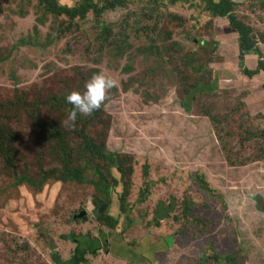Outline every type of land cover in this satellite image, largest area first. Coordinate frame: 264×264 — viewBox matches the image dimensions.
<instances>
[{
  "label": "rangeland",
  "instance_id": "rangeland-1",
  "mask_svg": "<svg viewBox=\"0 0 264 264\" xmlns=\"http://www.w3.org/2000/svg\"><path fill=\"white\" fill-rule=\"evenodd\" d=\"M58 1L0 0V264H56L52 251L74 264L81 235L69 218L92 213L93 198L108 201L113 229L164 220L196 264L214 249L231 264H264V114L245 111L251 90L234 92L242 74L231 63L214 68L236 87L194 93L215 76L212 42L223 38L207 0H69L88 5L80 12ZM237 8L264 61V0ZM96 73L116 86L70 128L64 97ZM84 133L111 160L87 154ZM66 166L85 181L54 179Z\"/></svg>",
  "mask_w": 264,
  "mask_h": 264
},
{
  "label": "crops",
  "instance_id": "crops-1",
  "mask_svg": "<svg viewBox=\"0 0 264 264\" xmlns=\"http://www.w3.org/2000/svg\"><path fill=\"white\" fill-rule=\"evenodd\" d=\"M240 4L234 5L232 14L236 19L241 22L243 25L252 26L246 16H237V12H240L237 8ZM207 18L212 19V13L207 10ZM211 29L214 28L213 34L222 35L223 38L218 44L216 53L213 52V59L210 62H214L212 71H214L215 76L212 78L219 82V85L222 82H229V80H236L235 78H226L225 76L229 71L223 70L221 67L215 69L217 65L226 64V60H232L233 58H239L237 64H234L235 71L237 74H244V68L248 59L252 60H262V49L259 42H255L254 46L257 48V51H244L242 49V39L239 32L232 27L229 23H226L221 26L213 25L210 21ZM218 40L219 36H216ZM211 38H209L210 40ZM215 39V38H214ZM249 54L252 55L249 57ZM260 58H259V57ZM246 59V62H244ZM244 60V61H243ZM256 68V67H255ZM263 66L260 64V69ZM258 73L257 75H259ZM221 75V76H220ZM256 75V74H255ZM220 76V80L217 78ZM258 79L262 82L264 81V76H258ZM222 88V87H221ZM243 88V87H242ZM244 89L251 90L253 93V102H251L250 108L253 113H263L264 114V87L258 86L255 80L250 79V81L244 84ZM225 89H218L215 92ZM236 88H234V92ZM244 92L241 91L240 94ZM234 95V94H233ZM241 98V97H240ZM245 111L248 112V106H245ZM98 206L91 205L90 208L93 212L84 210L88 216L87 221L84 222H70L69 227H77V230L80 232V237L85 238L81 244V251H84L83 259L84 262L79 264H196V256L191 255V250L188 248V251H182L181 247V238L174 232H169L167 228L158 227L156 224L148 225L147 228L142 221H133L130 225L126 226L124 229L117 227L116 229L107 228L96 221V210ZM92 215L95 218H90ZM113 217H117L112 215ZM164 220L159 221V226H162ZM120 226V221H119ZM187 229V228H186ZM81 230L86 232L81 233ZM91 231V233L89 232ZM103 231V232H102ZM139 231L142 233L139 234ZM70 235L76 234L75 232H70ZM191 234L186 233L185 239L189 242L193 241L190 236ZM66 239H71L67 237ZM76 248L78 247V240ZM58 240H54L53 248L54 250L57 246ZM24 245L28 246L31 249V245L25 241ZM75 248V250H76ZM74 250V251H75ZM53 252V251H52ZM50 252V256L60 258L56 264H68L69 260H64L60 255H57L55 252ZM210 253V251H209ZM213 256V254H215ZM74 254V252H73ZM211 256L206 257V262L204 264H231L235 260V257L228 252L219 251L214 249V252L210 253ZM224 255V256H223ZM73 256V255H72ZM239 258V257H238ZM242 258V257H241ZM53 261V260H52ZM236 264H239L238 262Z\"/></svg>",
  "mask_w": 264,
  "mask_h": 264
},
{
  "label": "trees",
  "instance_id": "trees-1",
  "mask_svg": "<svg viewBox=\"0 0 264 264\" xmlns=\"http://www.w3.org/2000/svg\"><path fill=\"white\" fill-rule=\"evenodd\" d=\"M58 1V0H57ZM61 2H66V4H61L58 1V4L61 6H66L69 9H72L73 11H83L85 10V8L88 6L87 4H83V5H78V4H74L73 2L69 1V0H60ZM236 1V2H235ZM243 2V0H207L206 1V8L207 10H209L212 13L213 18L211 19V23L213 25L216 26H221L224 25L226 23H229L232 27H234L240 34L241 39H242V49L244 51H257V48L254 46V43L256 41L253 40V37L251 35V28L252 26H246L243 25L241 22H239L236 17L232 14V11L234 9V5L236 4H241ZM257 43V42H256ZM214 47H216V44H214ZM252 55L249 54V57H251ZM239 58H233L232 60H226V64L231 63L232 65L237 64V60ZM212 59H209V62ZM244 61V60H243ZM246 62V59L245 61ZM258 66L256 68H254V66H248V64L246 63V66L244 68V74L246 75H242L240 77V81L243 84V88L242 87H238L236 88V92H239L240 90L244 89V84L246 82H248L250 79L253 78V76L257 73H259L260 71H263L264 73V61L263 60H257ZM260 64L261 66H263L262 69H260ZM210 80V79H209ZM257 85L259 86V82L256 81ZM237 83L235 81H229V82H222L219 85V82H217L215 79L211 78V82L210 84H204V85H200L199 87L194 89V93L195 94H202V93H212V94H217L218 92H215L218 89H223V88H230V87H236ZM262 87H264V81L262 82ZM222 87V88H221ZM247 93V99L244 100L243 102L248 106V115H251L250 113H253V111H251L250 105L251 102H253V93L251 92H246ZM238 94H234L232 95V98L234 99H238L239 97L237 96ZM207 96V95H206ZM250 112V113H249ZM83 148L86 151L87 154H91L94 156H98L99 158H103V159H108L111 160V156H106L104 154L103 151L98 150L93 142L91 141V139L89 138V136L87 134L84 133V143H83ZM70 170H68L67 166L65 168V171L61 172L60 174H58V177L54 178L56 180H61L63 182H77V183H83L85 181V177L84 174L82 176L80 175H71L67 172H69ZM48 177H50V174L48 175ZM93 181V180H92ZM93 187L94 189H100L101 184H99V182H93ZM107 186L105 187L106 190ZM104 192V190L102 191V193ZM99 196L100 195H96ZM95 196V197H96ZM98 199H101L98 201ZM93 205L98 206L97 209V216H96V221L98 223H100L101 225L107 227V228H112L114 227V224H116V218L112 216V214L107 213L108 211H106V203H108V201L102 199V198H96L94 200L93 198ZM106 212V213H105ZM87 214V213H86ZM86 214L84 216H82L81 219L75 220V221H79V222H84L87 221L88 216H86ZM107 214V216H104ZM184 216L187 217V219H184V228L188 229L191 233L196 234L197 233V224L196 222H194V220L196 219V216L194 214V209H187V213L186 215L184 214ZM95 218V217H94ZM76 219L74 218V216L71 217V219L69 218L70 222H74L73 220ZM202 218H199V220L201 221ZM157 225H159V223H157ZM103 232V231H102ZM85 238L80 237L78 238V248H77V252L75 254V263L74 264H79L81 262H84L83 259V254L84 251H81V244L83 242Z\"/></svg>",
  "mask_w": 264,
  "mask_h": 264
},
{
  "label": "clouds",
  "instance_id": "clouds-1",
  "mask_svg": "<svg viewBox=\"0 0 264 264\" xmlns=\"http://www.w3.org/2000/svg\"><path fill=\"white\" fill-rule=\"evenodd\" d=\"M117 81L103 73L93 74L83 85V90L70 91L65 102L72 106L68 113L67 124L72 127L77 114L89 116L99 110L106 99L107 90L116 86Z\"/></svg>",
  "mask_w": 264,
  "mask_h": 264
},
{
  "label": "water",
  "instance_id": "water-1",
  "mask_svg": "<svg viewBox=\"0 0 264 264\" xmlns=\"http://www.w3.org/2000/svg\"><path fill=\"white\" fill-rule=\"evenodd\" d=\"M86 214V212L85 211H81V212H79L78 214H75L74 215V218H82V216H84Z\"/></svg>",
  "mask_w": 264,
  "mask_h": 264
}]
</instances>
